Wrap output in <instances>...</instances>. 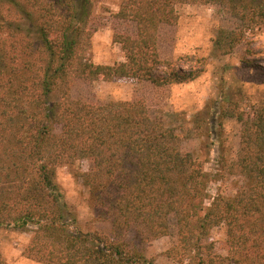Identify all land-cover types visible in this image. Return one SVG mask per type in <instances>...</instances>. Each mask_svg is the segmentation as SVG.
<instances>
[{"label":"trees","instance_id":"16d2710c","mask_svg":"<svg viewBox=\"0 0 264 264\" xmlns=\"http://www.w3.org/2000/svg\"><path fill=\"white\" fill-rule=\"evenodd\" d=\"M182 5L220 6L239 22L220 29L215 48L221 56L264 29V0H128L118 16L138 33L117 37L126 62L97 65L86 53L92 0H0V229L33 233L27 259L155 264L139 246L171 236L174 220L178 243L168 254L181 264H264V105H255L248 118L239 103L225 110L242 126L237 160L227 170L244 178L245 187L207 205L203 165L183 152L182 137L143 101L74 97L78 82L166 87L198 80L203 65L177 69L160 58V28L177 24ZM242 65L260 67L249 59ZM85 163L90 168L80 178L110 234L77 227L57 182L59 168ZM217 228L226 231L227 256L211 241Z\"/></svg>","mask_w":264,"mask_h":264},{"label":"rangeland","instance_id":"374dc122","mask_svg":"<svg viewBox=\"0 0 264 264\" xmlns=\"http://www.w3.org/2000/svg\"><path fill=\"white\" fill-rule=\"evenodd\" d=\"M127 1L92 0L86 25L91 41L86 53L93 63L113 66L126 62L121 45L116 43L117 37L136 38L138 33L134 23L118 16ZM177 12V24L160 28V58L177 69L189 70L203 65L204 73L198 80L166 87L135 80L78 82L74 97L100 104L143 101L152 117L161 119L182 137L183 152L192 154L203 165L209 205L219 196L234 198L245 187L244 178L227 170L237 160L242 126L224 114L230 104L239 103V109L248 118L255 105H264V29L251 32L232 55L221 56L215 48L220 29H235L239 22L220 6L182 5ZM246 59L260 67L245 68L242 62ZM89 168L86 163L79 169L61 167L57 182L77 218V227L88 232L98 230L110 234L111 226L95 217L90 192L80 178L81 171ZM171 225V236L139 246V250L155 264H181L168 254L178 243L174 220ZM32 236V232L24 234L0 229V252L4 264H39L24 256ZM135 239L134 236L133 242L137 243ZM225 240L224 228L213 231L211 241L222 256L228 254Z\"/></svg>","mask_w":264,"mask_h":264}]
</instances>
